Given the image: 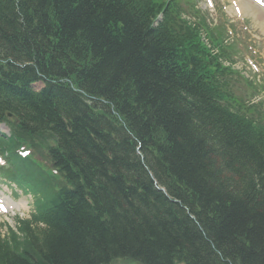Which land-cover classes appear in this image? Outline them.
Masks as SVG:
<instances>
[{"label": "trees", "instance_id": "obj_1", "mask_svg": "<svg viewBox=\"0 0 264 264\" xmlns=\"http://www.w3.org/2000/svg\"><path fill=\"white\" fill-rule=\"evenodd\" d=\"M223 39L195 0H0V174L32 196L0 264H264V101Z\"/></svg>", "mask_w": 264, "mask_h": 264}, {"label": "rangeland", "instance_id": "obj_2", "mask_svg": "<svg viewBox=\"0 0 264 264\" xmlns=\"http://www.w3.org/2000/svg\"><path fill=\"white\" fill-rule=\"evenodd\" d=\"M237 1V0H236ZM234 0H196V7L212 25L221 27L223 36L228 34V41L235 48L234 67L241 74L253 79L260 89L259 98L264 101V29L259 19L250 14L237 13L233 8ZM41 83L34 85L39 89ZM0 132L7 133L6 127L0 123ZM2 161L0 159V166ZM8 181L0 178V203L5 211L0 212V232L3 235L6 226L14 227V218L28 216L31 205L29 195L15 194L8 186ZM21 204H20V203ZM111 264H132L118 259Z\"/></svg>", "mask_w": 264, "mask_h": 264}, {"label": "bare ground", "instance_id": "obj_3", "mask_svg": "<svg viewBox=\"0 0 264 264\" xmlns=\"http://www.w3.org/2000/svg\"><path fill=\"white\" fill-rule=\"evenodd\" d=\"M233 8L236 9L237 13L241 14H250L259 19V25L262 29H264V8L253 0H234ZM38 80L36 82H32L33 87L36 83H40ZM35 88V87H34ZM163 191V189H161ZM20 203V202H19ZM22 203V202H21ZM20 203V204H21Z\"/></svg>", "mask_w": 264, "mask_h": 264}]
</instances>
